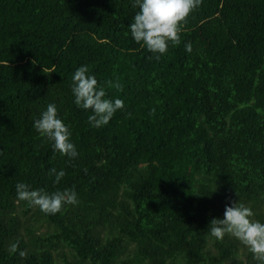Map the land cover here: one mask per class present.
Returning a JSON list of instances; mask_svg holds the SVG:
<instances>
[{"label": "trees", "instance_id": "1", "mask_svg": "<svg viewBox=\"0 0 264 264\" xmlns=\"http://www.w3.org/2000/svg\"><path fill=\"white\" fill-rule=\"evenodd\" d=\"M137 10L0 0V264H264L208 232L235 202L264 223V0H201L158 60L130 37ZM81 65L124 101L106 126L73 104ZM49 103L74 159L32 127ZM18 182L78 203L45 215L17 200Z\"/></svg>", "mask_w": 264, "mask_h": 264}, {"label": "clouds", "instance_id": "2", "mask_svg": "<svg viewBox=\"0 0 264 264\" xmlns=\"http://www.w3.org/2000/svg\"><path fill=\"white\" fill-rule=\"evenodd\" d=\"M201 0H132V6L138 10L128 24L131 39L145 48L158 60L168 51L170 43H180V28L189 13L199 7ZM185 52H191V42L184 43ZM117 90L118 82H106ZM70 91L73 104L82 110L89 111L87 121L90 127L106 126L118 110H123L124 101L120 98L108 99L104 87L99 86L94 74L86 65L75 69L71 77ZM32 127L44 140L50 143L53 152L74 159L78 156L76 146L71 142V132L67 124L57 115V107L49 103L32 122ZM54 176L53 183H59L64 177L63 169H49ZM16 198L25 201L29 207H36L45 215H55L64 205L75 206L78 203L74 189L47 192L43 188L31 189L30 185L18 182L15 185ZM253 211L242 203L225 205L223 218H213L209 235L221 240L226 234L231 235L240 244L248 248L257 261L264 262V223L250 219ZM16 244L11 245L15 252ZM25 255L23 251L19 253Z\"/></svg>", "mask_w": 264, "mask_h": 264}]
</instances>
